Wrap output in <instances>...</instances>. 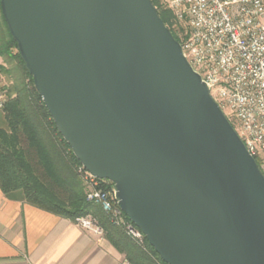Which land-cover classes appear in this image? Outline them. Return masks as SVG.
Returning <instances> with one entry per match:
<instances>
[{
    "label": "water",
    "instance_id": "1",
    "mask_svg": "<svg viewBox=\"0 0 264 264\" xmlns=\"http://www.w3.org/2000/svg\"><path fill=\"white\" fill-rule=\"evenodd\" d=\"M58 133L165 264H264V175L151 0H0Z\"/></svg>",
    "mask_w": 264,
    "mask_h": 264
},
{
    "label": "built area",
    "instance_id": "2",
    "mask_svg": "<svg viewBox=\"0 0 264 264\" xmlns=\"http://www.w3.org/2000/svg\"><path fill=\"white\" fill-rule=\"evenodd\" d=\"M178 21L186 24L187 37L179 42L192 69L200 75L213 99L264 175V0H165ZM5 92L0 85V110ZM226 111L229 115L226 114ZM76 172L87 185L86 200L97 203L116 226L143 245L142 233L127 221L118 207L113 185L88 173ZM102 234L89 216L74 221Z\"/></svg>",
    "mask_w": 264,
    "mask_h": 264
},
{
    "label": "trees",
    "instance_id": "3",
    "mask_svg": "<svg viewBox=\"0 0 264 264\" xmlns=\"http://www.w3.org/2000/svg\"><path fill=\"white\" fill-rule=\"evenodd\" d=\"M151 2L173 37L181 42L168 26L167 12L157 8L158 0ZM0 56L16 60L21 71L8 91L14 96L1 110L5 127L0 126V191L7 197L19 193L26 203L71 221L89 215L102 230L103 238L129 264H165L142 234L140 246L122 227L111 222L99 204L86 200L81 177L74 171L80 163L36 92L1 11ZM111 185L102 184L106 190ZM124 217L129 221L125 214Z\"/></svg>",
    "mask_w": 264,
    "mask_h": 264
},
{
    "label": "crops",
    "instance_id": "4",
    "mask_svg": "<svg viewBox=\"0 0 264 264\" xmlns=\"http://www.w3.org/2000/svg\"><path fill=\"white\" fill-rule=\"evenodd\" d=\"M0 264L129 263L102 234L0 191Z\"/></svg>",
    "mask_w": 264,
    "mask_h": 264
},
{
    "label": "rangeland",
    "instance_id": "5",
    "mask_svg": "<svg viewBox=\"0 0 264 264\" xmlns=\"http://www.w3.org/2000/svg\"><path fill=\"white\" fill-rule=\"evenodd\" d=\"M157 8L160 11L167 12V14H168L167 18L169 20V24H168L169 28L172 30V32L177 36V38L181 42L183 40H185V38L187 37V33H188V29L186 27V24L177 20L173 11H171V9L167 6L165 0H158ZM20 72H21L20 66L18 65L16 60H12L10 58H3L0 56V85L5 92V104L10 98H12L14 96V95L10 94L8 91H9L10 87H12L16 83V79H17L18 75L20 74ZM1 110H0V126L5 127V124H4L3 119H2ZM226 114L229 115L227 111H226ZM229 118L235 124L233 119L231 117H229ZM75 169H76V166L74 167V171H75ZM78 177L80 178L79 175H78ZM80 181L83 185L84 194H85V198H86V192L88 190V187L82 181L81 178H80Z\"/></svg>",
    "mask_w": 264,
    "mask_h": 264
}]
</instances>
